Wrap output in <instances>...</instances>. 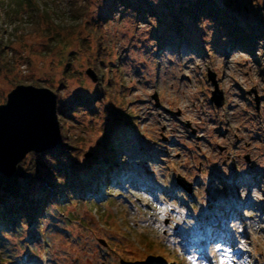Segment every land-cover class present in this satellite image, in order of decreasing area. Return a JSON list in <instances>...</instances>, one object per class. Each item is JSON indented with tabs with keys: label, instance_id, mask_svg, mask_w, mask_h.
<instances>
[{
	"label": "rangeland",
	"instance_id": "rangeland-1",
	"mask_svg": "<svg viewBox=\"0 0 264 264\" xmlns=\"http://www.w3.org/2000/svg\"><path fill=\"white\" fill-rule=\"evenodd\" d=\"M113 1L0 0V103L17 84L52 89L79 149L34 228H2L0 264H264V0H213L247 41L177 0Z\"/></svg>",
	"mask_w": 264,
	"mask_h": 264
},
{
	"label": "trees",
	"instance_id": "trees-1",
	"mask_svg": "<svg viewBox=\"0 0 264 264\" xmlns=\"http://www.w3.org/2000/svg\"><path fill=\"white\" fill-rule=\"evenodd\" d=\"M15 1L18 4L22 2V0ZM117 1L125 5L127 4L128 7L136 9V11H140L141 2H143L136 3V0H114L113 2L116 3ZM177 2L179 3V13L191 18H200L203 16L214 18L225 27L228 32L227 36L229 37H232V34H238V38L247 41L251 36V33L240 27L230 26L227 21L229 17L227 10L216 6L213 0H177ZM85 3L83 5L87 8V1ZM76 12L82 16V12ZM153 12L155 13V11L149 10V13ZM164 14L169 16L173 15L174 20H171V22L176 20L175 29L182 28L181 20L172 11L168 13L162 12V15ZM258 21L259 18L256 17L255 25L262 29L261 26L263 25H260ZM169 38L174 41L176 38L175 34L170 33ZM237 40L235 38L233 43ZM90 101L91 99L88 97L84 99L78 97L77 100L72 102L70 108H77L79 106L90 107ZM57 112L60 115L65 112V109H62L58 102ZM78 150L75 137L69 135L67 128L64 124H61V138L55 147L41 152H30V156L33 159L28 162L25 160L21 161L12 177H6L0 173V188L6 195V198L1 200L3 203L0 205V233L2 228L6 231L13 230L20 232L23 222H27L30 225V229L34 228V217L41 218L42 214L46 213H42L45 207L40 204L41 196L48 197V195L44 194L46 192L45 190H51L50 192L54 196L55 194L60 195L62 190L60 188L58 189V183L61 179H67L70 173H73V177H76L75 159ZM88 181L89 179L87 178ZM1 241H4V239L0 234Z\"/></svg>",
	"mask_w": 264,
	"mask_h": 264
},
{
	"label": "water",
	"instance_id": "water-1",
	"mask_svg": "<svg viewBox=\"0 0 264 264\" xmlns=\"http://www.w3.org/2000/svg\"><path fill=\"white\" fill-rule=\"evenodd\" d=\"M92 80L97 76L87 70ZM209 77L214 81L213 75ZM215 82V81H214ZM157 100V96L154 95ZM211 100L221 105L222 93L215 86ZM57 95L45 86L17 84L0 103V173L12 177L29 152L51 149L60 139ZM188 190L189 184L177 177ZM123 264H148L145 260L123 261Z\"/></svg>",
	"mask_w": 264,
	"mask_h": 264
},
{
	"label": "bare ground",
	"instance_id": "bare-ground-1",
	"mask_svg": "<svg viewBox=\"0 0 264 264\" xmlns=\"http://www.w3.org/2000/svg\"><path fill=\"white\" fill-rule=\"evenodd\" d=\"M235 43H232V45H234ZM248 227L250 226V223L249 222H247V224H246Z\"/></svg>",
	"mask_w": 264,
	"mask_h": 264
}]
</instances>
